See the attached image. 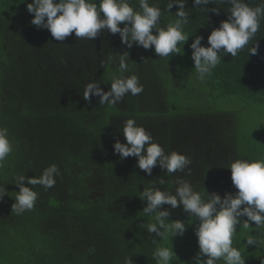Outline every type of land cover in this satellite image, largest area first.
Returning <instances> with one entry per match:
<instances>
[{
    "label": "trees",
    "instance_id": "trees-1",
    "mask_svg": "<svg viewBox=\"0 0 264 264\" xmlns=\"http://www.w3.org/2000/svg\"><path fill=\"white\" fill-rule=\"evenodd\" d=\"M169 2L149 0L162 10L160 27L176 19L179 6L167 10ZM245 2L253 8L264 5V0ZM29 3L33 0H0V127L9 129L13 142L0 167V184L8 190L0 201V264H126L129 259L158 264L153 257L158 247L174 251L170 264H196L199 219L182 206L163 205L160 210L170 211L166 223L183 221L186 231L174 237L167 231L154 243L147 225L156 222L155 214L143 212L147 201L140 196L153 186L174 195L177 180L183 179L205 198L207 192L223 198L238 191L228 168L232 162L264 159V19L236 57L218 52L220 63L201 83L190 45L203 36L202 46H210L212 30L228 19L227 0L207 7L187 0L190 19L184 31L189 39L178 44L181 53L170 57H159L154 46L128 47L119 33L107 29L93 40L79 39L73 31L57 41L49 30L31 24ZM129 3L140 10L139 0ZM255 43L257 54H249ZM125 53L128 70L121 73ZM133 74L144 86L136 96L128 93L114 105H100L95 95L91 103L83 98L90 82L99 81L107 92L114 76ZM128 119L149 131L166 154L191 157V174L185 169L169 175L157 164L149 176L136 166L138 157L121 160L114 154L117 140L126 143L122 131ZM52 164L60 170L55 185L45 190L25 180L38 199L32 210L17 215L12 210L16 179L40 176ZM244 219L236 226L233 246L245 264H264L259 236L264 228L257 230L254 222L244 228ZM250 234L257 235L259 245H246ZM217 264L226 262L221 258Z\"/></svg>",
    "mask_w": 264,
    "mask_h": 264
},
{
    "label": "clouds",
    "instance_id": "clouds-1",
    "mask_svg": "<svg viewBox=\"0 0 264 264\" xmlns=\"http://www.w3.org/2000/svg\"><path fill=\"white\" fill-rule=\"evenodd\" d=\"M209 3H214V0H193L194 7H207ZM221 3H225V0H221ZM227 3L231 4L228 19L221 21L220 26L212 30L208 37L210 46H202L203 36H196L190 45L193 49L191 58L201 83L206 82V78L220 63L221 56L218 52L223 49L224 53L236 57L256 36L260 21L264 19V5L253 8L245 0H227ZM139 4L140 10L137 11L130 5L129 0H99L98 3L96 0H33L27 8L29 13H34L31 24L49 30L57 41H63L73 31L79 39L93 40L107 29L112 34L119 33L122 43L128 47H132L133 43L146 50L154 46V51L159 57L181 53L178 44L189 39L184 31L190 19L185 10L187 0H170L167 10L172 9L174 5H178L179 10L175 13L174 22L168 23L166 27L159 26L162 16L160 7L156 4L150 6L149 0H139ZM210 11L219 14V9ZM101 13L104 18H101ZM121 23L125 25L123 28L120 27ZM254 45L256 46L250 48L249 54H257L259 46L256 43ZM125 55L128 56L125 53L120 58L121 73L128 70ZM100 84L99 81L88 83L83 98L91 103V97L95 95L100 98V105H114L122 101L126 94L136 96L144 90L136 74L130 77L114 76L111 89L107 92ZM122 133L126 143L117 140L113 146L114 154H119L121 160L129 156L138 157L136 166L149 176L157 164L169 175L177 171L183 172L185 169L191 174V157L176 151L166 154L163 146L153 142L152 134L143 126H138L134 119L124 122ZM12 151L13 142L9 129L0 127V167H3ZM228 168L231 169L232 182L238 191L235 194L226 193L223 198L217 193L208 192L205 198L194 190L190 181L183 179L177 180L179 186L174 195L155 186L144 189L140 198L147 201V206L143 212L146 215L155 214L156 222L147 225L148 233H155L153 242H156V237L163 239L167 231H170L173 237L183 236L186 231L185 223L180 220L166 223L170 211L160 210L165 204L170 205L172 209L182 206L185 212L200 221L195 230L199 245V252L194 258L196 264H217L221 258L226 264H245L241 250L233 246V238L242 217L247 218L243 220L242 227L249 228L254 222L257 230L264 228V159H237ZM58 175L59 167L52 164L40 176H19L15 182L19 191L16 192L12 210L20 215L35 206L38 193L33 187L26 186L25 180L28 185H41L47 190L55 185V177ZM159 183L164 185L166 181L160 177ZM5 195H8V190L0 184V201ZM259 236L264 238V232H260ZM246 245H259L257 235H248ZM94 251L90 249V252ZM174 254L168 247H158L153 257L157 259L158 264H170ZM126 264H133L132 259Z\"/></svg>",
    "mask_w": 264,
    "mask_h": 264
},
{
    "label": "rangeland",
    "instance_id": "rangeland-1",
    "mask_svg": "<svg viewBox=\"0 0 264 264\" xmlns=\"http://www.w3.org/2000/svg\"><path fill=\"white\" fill-rule=\"evenodd\" d=\"M259 116H260V114H255V117H256V118H260ZM248 118H249L250 120H252L251 117H248Z\"/></svg>",
    "mask_w": 264,
    "mask_h": 264
}]
</instances>
